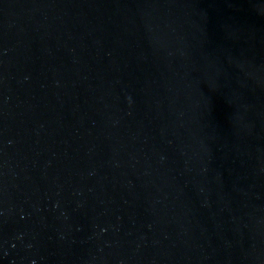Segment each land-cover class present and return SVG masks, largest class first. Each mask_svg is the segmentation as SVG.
Listing matches in <instances>:
<instances>
[{"label": "water", "instance_id": "1", "mask_svg": "<svg viewBox=\"0 0 264 264\" xmlns=\"http://www.w3.org/2000/svg\"><path fill=\"white\" fill-rule=\"evenodd\" d=\"M0 264H264V0H0Z\"/></svg>", "mask_w": 264, "mask_h": 264}]
</instances>
